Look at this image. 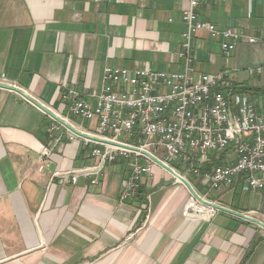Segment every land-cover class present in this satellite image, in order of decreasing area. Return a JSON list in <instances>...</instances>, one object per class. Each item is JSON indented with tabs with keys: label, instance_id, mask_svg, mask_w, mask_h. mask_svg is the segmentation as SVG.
Listing matches in <instances>:
<instances>
[{
	"label": "crops",
	"instance_id": "obj_1",
	"mask_svg": "<svg viewBox=\"0 0 264 264\" xmlns=\"http://www.w3.org/2000/svg\"><path fill=\"white\" fill-rule=\"evenodd\" d=\"M187 3L0 0V83L93 136L96 120L73 117L60 96L63 87L97 91L105 66L179 70ZM199 4V18L254 42L243 39L226 64L222 37L198 31L195 69L229 71L234 83L254 88V103L264 104V0ZM257 67L260 73H249ZM50 123L27 98L0 87V264H264L263 228L222 211L211 219L184 217L189 191L159 165L141 180L148 210L140 196L119 199L129 171L122 157L106 163L97 185L55 175L92 164L98 143L62 138L56 144ZM40 159L48 164L39 170ZM209 199L264 222L263 192L235 185Z\"/></svg>",
	"mask_w": 264,
	"mask_h": 264
},
{
	"label": "built area",
	"instance_id": "obj_2",
	"mask_svg": "<svg viewBox=\"0 0 264 264\" xmlns=\"http://www.w3.org/2000/svg\"><path fill=\"white\" fill-rule=\"evenodd\" d=\"M199 3L200 0H188L182 11L185 28L177 54L179 70L105 66L97 91L84 95L77 87L64 86L60 96L73 117L96 120L93 136L151 153L188 180L201 199L214 202L209 199L211 193L235 185L244 193L264 194V104L257 105L246 93L236 91L229 71L214 75L198 72L193 56L198 31H206L211 38L222 37L221 54L226 64L243 39H254L232 27L219 29L202 20L197 13ZM261 71L257 67L249 73ZM48 133L56 144L62 143V138H80L53 119ZM90 153L92 164L55 175H68L72 183L86 178L97 185L106 163L122 157L128 160L129 167L119 193L122 202L134 199L141 180L151 175V165L155 164L139 151L116 145L98 143ZM42 155L47 156V152ZM47 164L40 159L38 169ZM196 184L202 188L201 194ZM189 195L182 208L184 217L203 220L218 214L219 210L202 205L190 192ZM144 208L148 210L146 200Z\"/></svg>",
	"mask_w": 264,
	"mask_h": 264
},
{
	"label": "water",
	"instance_id": "obj_3",
	"mask_svg": "<svg viewBox=\"0 0 264 264\" xmlns=\"http://www.w3.org/2000/svg\"><path fill=\"white\" fill-rule=\"evenodd\" d=\"M0 87L4 88V89H11L17 93H19L22 97L27 98L29 101H31L34 105L37 106L38 109H40L41 111H43L45 114H47L51 119L57 121L58 123H60L61 125H63L65 128H67L68 130L72 131L75 135H77L78 137L82 138V139H89L90 141H93L95 143H102V144H108V145H116V146H120L123 147L125 149H130L133 151H139L142 154H145L152 162H154L157 166H161L163 169H165L168 173H170V175H172V177H175L177 180H180L185 187L187 188V190L190 192L191 195H193L202 205H207L212 207L213 209L228 213L230 215H235L245 221H249L252 222L256 225H258L259 227L264 229V222H260L257 219L251 217L250 215H245L243 213H240L238 211L235 210H231L229 208H226L222 205H220L219 203H214L211 202L209 200H205V199H201L200 196L195 192V190L193 189L192 185L190 184V182L186 179H184L178 172H176L173 168H171L170 166L166 165L165 163H163L161 160H159L158 158L154 157L151 153L146 152V151H141L139 149H137L136 147H133L131 145L126 146L125 144H121L119 142H115V141H109L108 139H105L103 137H96V136H92L90 134H87L85 132H81L78 129H76L73 125H70L69 123H67L66 121H64L63 119H61L59 116H57L55 113H52L51 111H48V109H46L44 106H42L40 103L38 104L37 102H35L30 96L26 95L25 93H22L19 89H17L16 87H13L11 85L7 86L5 84H1L0 83Z\"/></svg>",
	"mask_w": 264,
	"mask_h": 264
},
{
	"label": "rangeland",
	"instance_id": "obj_4",
	"mask_svg": "<svg viewBox=\"0 0 264 264\" xmlns=\"http://www.w3.org/2000/svg\"><path fill=\"white\" fill-rule=\"evenodd\" d=\"M246 73H248V69L245 71ZM244 74V73H243ZM249 74V73H248ZM232 81V80H231ZM232 83H233V85H234V88L236 89V91H243L242 89H241V87L238 85V84H236V83H234L233 81H232ZM244 93H246L250 98H252L254 95H253V93L251 92V91H247V92H245V90L243 91ZM242 92V93H243ZM251 92V93H250ZM189 180H191L192 181V183L193 184H195L196 183V181L190 176V175H188V177H187Z\"/></svg>",
	"mask_w": 264,
	"mask_h": 264
},
{
	"label": "trees",
	"instance_id": "obj_5",
	"mask_svg": "<svg viewBox=\"0 0 264 264\" xmlns=\"http://www.w3.org/2000/svg\"><path fill=\"white\" fill-rule=\"evenodd\" d=\"M242 88H243V89H242ZM241 89H242L243 91L245 90V92H247V91H252V89H254V88L250 89V87L243 86V87H241ZM243 91H241V92H243ZM141 192H142V191H141V187H140V188L137 190L135 196H136V197L140 196V201L143 202L145 199H144V196L141 195ZM246 257H247V255L245 256V259H246Z\"/></svg>",
	"mask_w": 264,
	"mask_h": 264
}]
</instances>
